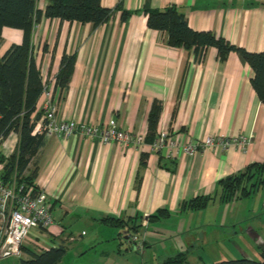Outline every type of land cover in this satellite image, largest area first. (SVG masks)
I'll use <instances>...</instances> for the list:
<instances>
[{
  "label": "crops",
  "instance_id": "0c3cea01",
  "mask_svg": "<svg viewBox=\"0 0 264 264\" xmlns=\"http://www.w3.org/2000/svg\"><path fill=\"white\" fill-rule=\"evenodd\" d=\"M47 5L46 0H38L42 17L32 37L43 79L57 78L64 56L75 58L67 87H55L58 117L91 125L115 119L123 130L145 136L146 142L133 147L78 134L45 137L27 174L37 170L36 185L52 204V234L67 247L72 263L93 246L95 252L110 243L121 255L125 241L129 249L127 230L102 224L105 217L139 218L138 236L147 248L171 239L177 255L186 254L184 264L243 258L235 256L244 254V249L264 253V227L256 232L246 230L247 223L240 225L255 211L249 208L242 215L236 206L227 208V216L226 206L243 200L221 202L219 185L250 164L264 161V103L251 84L253 70L234 52L220 61L217 49L210 47L199 61L192 51L169 46L167 34L148 27L145 13L176 6L193 30L212 32L236 47L260 53L264 52V0H102L103 6L117 10L97 28L47 18ZM124 10L131 13L126 21H122ZM23 40L22 30L4 28L0 58ZM44 103L41 96L37 111L42 115ZM154 105L162 106L155 136L167 131L180 143L244 136L249 143L245 149L233 144L209 146L193 156L180 154L175 161L162 158L148 143ZM19 140V134L12 132L0 145V156L14 155ZM198 196L212 197L207 208L181 210L184 202ZM160 209L170 215L150 222ZM83 224L102 240L75 247L77 238L83 241L87 235L84 229L76 233ZM35 244L32 238L27 240L20 257L0 259V264H21V259L31 258L30 252L41 253Z\"/></svg>",
  "mask_w": 264,
  "mask_h": 264
},
{
  "label": "trees",
  "instance_id": "16d2710c",
  "mask_svg": "<svg viewBox=\"0 0 264 264\" xmlns=\"http://www.w3.org/2000/svg\"><path fill=\"white\" fill-rule=\"evenodd\" d=\"M46 1L48 5L44 15L47 18H56L71 23H91L96 28L106 23L117 10V8L103 6L102 0ZM37 3L38 0H0V40L4 28L19 29L24 32L23 43L11 46L0 58V136H3L5 140L12 132H16L20 138L14 155L7 159L0 156V164H4V171L0 173V176L7 184L16 181L19 187L24 186L23 191L30 188L39 190L35 182L37 170L33 175H30L32 172L27 174V171L43 146L46 137L44 133L34 134L42 117V112L37 111V104L44 89L43 77L32 45L34 28L42 17ZM145 13L148 27L167 34L169 46L192 51L199 61L203 59L205 52L210 47L217 49L220 61L226 60L233 52L242 56L253 70L251 84L260 101L264 103V52H249L244 48L232 45L224 38L217 37L212 32L193 30L186 15L176 6L148 10ZM130 14L124 10L122 21H126ZM74 64L73 56L63 57L61 70L57 77V86L62 89L67 87ZM161 111V105H154L149 114L148 143H152L156 138ZM219 185L221 188L220 200L223 203L227 204L234 200L251 197L255 192L264 189V161L250 164L244 171L222 179ZM211 201V196H198L184 202L181 205V210L184 212L204 210ZM169 215L168 210L160 209L150 216L149 221H159ZM101 222L114 228L126 229L129 248L140 251L135 248L130 238L132 235L138 236L142 220L139 218L121 220L105 217ZM140 240L142 239L140 238ZM142 241L145 250L147 244L144 240ZM67 251V247L61 243L41 253L30 252L31 258L21 259V264H59L67 255ZM185 262L186 254L180 253L176 257L165 260L163 264H184ZM213 264H264V253L258 261L243 257Z\"/></svg>",
  "mask_w": 264,
  "mask_h": 264
},
{
  "label": "built area",
  "instance_id": "2783aa9c",
  "mask_svg": "<svg viewBox=\"0 0 264 264\" xmlns=\"http://www.w3.org/2000/svg\"><path fill=\"white\" fill-rule=\"evenodd\" d=\"M43 84L44 114L34 134L44 133L46 137H70L78 134L101 143L117 142L123 146L133 147H140L146 143L145 136L123 130L115 119L100 125L61 120L58 117V102L55 99L57 78L43 79ZM3 142V136H0V145ZM248 143L249 139L244 136L234 140L217 136L199 142L180 143L164 131L149 145L150 149L162 158L175 161L180 154L193 156L209 146L222 145L227 148L233 144L245 149ZM23 188L24 186L19 187L16 181L11 184L5 183L0 176V259L20 257L23 245L31 238L42 251L61 244L57 243L52 234L55 217L48 195L44 191H36L35 188L25 191ZM130 239L137 250L141 252L144 250L143 241L138 236L132 235Z\"/></svg>",
  "mask_w": 264,
  "mask_h": 264
},
{
  "label": "rangeland",
  "instance_id": "374dc122",
  "mask_svg": "<svg viewBox=\"0 0 264 264\" xmlns=\"http://www.w3.org/2000/svg\"><path fill=\"white\" fill-rule=\"evenodd\" d=\"M34 171H32L30 175H33ZM236 206L237 208L240 209V213L242 215L247 214L249 208H252L255 211V212H251L252 216L248 218L247 221L241 222L240 225L246 224V223L248 224L246 228L245 227H242V228H245L247 230V228L250 227L249 229L256 230V232H259L260 228L264 227L263 225H261L262 222H264V189H261L255 192L254 194H252V197L243 199V201H240L239 203H233V204L226 206V209H225L226 215L228 216V213L230 211V210L227 211V208L228 209L234 208ZM257 209H261V211L258 214H256ZM254 219H256L257 221L254 222L253 221ZM87 225L88 224H83L82 225L83 227H80V230H77L76 233H78V231L81 232L82 229H84L87 235L83 237L84 238L83 241L80 240L82 239V237H78L77 238L78 241L75 247L79 245L83 246L84 244H87V243H89L90 246H93L94 245L93 241L100 242L102 240V238L100 237V234L95 232L91 228V226L89 225L87 226ZM176 242L180 243L182 242V240L176 239ZM173 244H175V242L171 241V239L164 240L162 241V243L156 244L155 248L153 249L145 248V250L146 249L147 250H146V253H144L140 251H135L134 249H131V248L127 249L128 246L125 243V241H123L124 250L122 251L121 255L119 253L114 252L115 247L114 245H110V243L104 244L103 249L99 251L96 250L95 252H93V250L95 249V247L93 246L94 248L92 247L87 252L85 257H83L82 259L80 258V260L78 259V261H76L75 264H161L163 260L169 258L171 255H177V252L175 251V249H173L174 248ZM198 249L199 248L196 247L195 251H197ZM226 253H229V252H227L226 250ZM241 253H244V254H238L240 256H235V257H249L252 260L258 261L262 258L261 255L263 252L262 251L254 252L253 250L251 251V249H244L243 252ZM228 260H231V259H228ZM60 264H73L72 256L70 254H67L63 258Z\"/></svg>",
  "mask_w": 264,
  "mask_h": 264
}]
</instances>
